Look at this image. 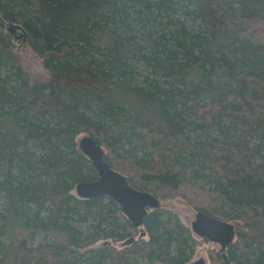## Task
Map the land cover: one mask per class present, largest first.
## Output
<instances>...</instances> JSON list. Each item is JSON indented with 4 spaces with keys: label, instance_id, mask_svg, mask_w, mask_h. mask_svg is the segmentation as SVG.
I'll return each mask as SVG.
<instances>
[{
    "label": "trees",
    "instance_id": "trees-1",
    "mask_svg": "<svg viewBox=\"0 0 264 264\" xmlns=\"http://www.w3.org/2000/svg\"><path fill=\"white\" fill-rule=\"evenodd\" d=\"M8 22L23 27L49 71L46 81L29 83L9 62ZM42 106L48 118L35 111ZM224 116L248 117L234 124L239 139L216 146L194 134L221 127ZM262 119L264 0H0V234L13 236L16 223L31 237L65 232L63 245L30 249L48 263L73 264V248L137 231L113 198L79 200L73 193L79 181L97 178L78 147L86 132L135 188L189 197L200 210L243 221L229 259L264 264V155L256 158L260 144L246 140L260 131L264 139ZM134 137L146 142L149 160L118 150ZM158 138L175 160H164ZM76 221L90 224L82 229ZM143 226L147 239L122 250L99 248L83 262L186 261L192 235L177 215L157 208ZM26 244L20 239V252ZM220 256L213 264H226Z\"/></svg>",
    "mask_w": 264,
    "mask_h": 264
},
{
    "label": "rangeland",
    "instance_id": "rangeland-1",
    "mask_svg": "<svg viewBox=\"0 0 264 264\" xmlns=\"http://www.w3.org/2000/svg\"><path fill=\"white\" fill-rule=\"evenodd\" d=\"M9 23H7V27L9 26ZM8 29H6L7 31ZM9 31V30H8ZM7 31V32H8ZM17 34H21L20 30L16 32ZM9 34L12 37V47L9 50V62H15L16 64L20 65L25 76L28 79L29 83H37L41 81H46L49 78V71L44 65V61L41 57H39L27 44L25 38H15V35L9 31ZM5 71H8V67L5 69ZM147 71V69L144 68V73ZM35 111L41 116L42 118H48V108L45 106L37 107ZM133 114L134 111H131ZM240 118V119H239ZM248 117H231V116H224L219 121L220 126H210L202 131H197L194 134L199 135L202 139L208 140L209 142L215 144L216 146H220L223 141H232L239 139L240 132L235 131L234 124L235 122L241 121L242 123L248 122ZM264 121V119H262ZM89 133H81L77 137V142L79 138ZM195 137V136H194ZM161 139H157V149L158 152L163 156L164 160L167 163L172 162L175 160L174 156L170 151L165 147L164 142L160 141ZM249 147H253L256 144H260V152L255 154L256 158L259 160H262L263 158L261 155H264V144L263 137L261 135V131L257 132L253 135H248L246 138ZM146 144L145 141L140 140L139 138L134 137L133 142L126 143L125 149L121 150L118 149L122 154H134L142 159L149 160L150 155L146 150L144 149L143 145ZM103 146V145H102ZM79 147V145H78ZM105 149L106 154L108 153V149L103 146ZM33 151L37 153V155L40 153L41 150H39V147H34ZM86 170V169H85ZM88 170L85 172L89 173ZM73 193L77 196L79 200H82L84 198L79 197L76 194L75 189L73 190ZM110 197L104 196L102 199V202L107 203ZM161 200V206L158 208V211H161L164 213V215L169 214H175L180 219L181 223L190 230L192 238L188 241V247L185 250V254L187 255V259L184 263L192 262L194 260H197L201 257H204L206 259V264H213V255H216L219 252L220 244L210 241L207 238H201L198 236L193 230H192V221L195 219L196 213L200 210L195 206L193 201L189 197L185 196H176V197H167L163 198L162 196L159 197ZM116 201V200H115ZM117 202V201H116ZM119 205V204H118ZM6 207V200L3 196V193H0V223L3 222V219L1 218L2 214H4V209ZM153 210H150V212ZM81 212H84L83 207L81 208ZM127 217V216H126ZM235 226L236 230V238L237 240L238 233L240 231L245 230V224L240 219L236 218L235 216H232L230 220ZM76 224L82 228L86 229L89 227V222H82V221H76ZM144 226H141L140 228H137V231H134L131 235L134 236L136 239L145 238L147 239L149 236L146 233L144 236H141V232L144 230ZM143 228V230L141 229ZM13 232V236H10L8 234H0V264H56V262H46L45 259L41 258L40 256H35L33 254V251L30 249H36L40 253L44 252V246H54L56 244L63 245L67 241V235L65 232L61 230H55L48 234L46 233H39L35 237H31L28 232H24L25 228H22L17 223L12 226L11 228ZM125 239L123 241L113 242L111 238H103L99 239L96 242L92 243L90 246H86L83 248L75 249L73 248L71 250L72 258L74 259L77 255V261L73 264H90L91 262L84 263L83 261L86 258H89L90 254L95 253L99 248H109L111 246H115L117 249H124L128 245V241L130 240ZM23 237L27 238V244L26 247L28 250L19 251L20 248V239ZM235 242V241H234ZM172 255L178 256L177 252L172 250ZM67 251L65 249L62 252V257ZM29 255V256H28ZM221 257V256H220ZM50 260L51 256L48 257ZM222 259V257H221ZM223 260V259H222ZM23 261V263H22ZM132 264H146L147 262L144 259H138L131 261ZM60 264H72L70 262H60ZM154 264H173L163 261H156ZM181 264V263H176Z\"/></svg>",
    "mask_w": 264,
    "mask_h": 264
},
{
    "label": "water",
    "instance_id": "water-1",
    "mask_svg": "<svg viewBox=\"0 0 264 264\" xmlns=\"http://www.w3.org/2000/svg\"><path fill=\"white\" fill-rule=\"evenodd\" d=\"M8 30L14 34L20 30V35L15 38H25V31L20 24L9 23ZM79 148L92 162L97 178L93 180H82L76 183V194L84 199H93L101 196H109L117 201L122 212L128 217L132 225L140 228L144 225L145 217L150 210L161 206V200L150 191L140 190L132 186L126 175L116 170L106 158L104 147L98 143L91 134H84L78 140ZM192 230L201 238L220 244L227 264L231 261L226 255L227 247L235 241L237 236L235 226L232 222L218 218L204 210L196 213L192 221ZM143 230L141 235H144ZM132 237L128 243L132 242ZM182 264H206V259L201 257L192 262Z\"/></svg>",
    "mask_w": 264,
    "mask_h": 264
},
{
    "label": "flooded vegetation",
    "instance_id": "flooded-vegetation-1",
    "mask_svg": "<svg viewBox=\"0 0 264 264\" xmlns=\"http://www.w3.org/2000/svg\"><path fill=\"white\" fill-rule=\"evenodd\" d=\"M17 31H19V30H17ZM17 31L14 32V35H17V36H18V35H20V34H17V33H16ZM20 33H21V31H20ZM141 229L143 230V228H141ZM141 233H142V232H141ZM130 243H131V242H130ZM231 244H232V243H231ZM231 244H230V245H231ZM230 245L227 247V249H226V251H225V252H226V255H227L228 258H229V247H230ZM220 248H221V246H220ZM219 252H220L222 258L224 259L223 252L220 251V249H219ZM229 260H230V259H229ZM224 261L226 262L225 259H224ZM230 261H231V260H230ZM226 264H227V262H226ZM231 264H232V262H231Z\"/></svg>",
    "mask_w": 264,
    "mask_h": 264
}]
</instances>
